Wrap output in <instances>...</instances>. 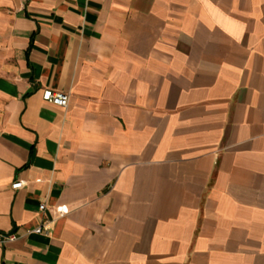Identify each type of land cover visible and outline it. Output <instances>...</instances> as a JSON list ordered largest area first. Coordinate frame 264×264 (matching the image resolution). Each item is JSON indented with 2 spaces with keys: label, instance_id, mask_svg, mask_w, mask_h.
Segmentation results:
<instances>
[{
  "label": "crops",
  "instance_id": "0c3cea01",
  "mask_svg": "<svg viewBox=\"0 0 264 264\" xmlns=\"http://www.w3.org/2000/svg\"><path fill=\"white\" fill-rule=\"evenodd\" d=\"M0 232V264H264V0H0Z\"/></svg>",
  "mask_w": 264,
  "mask_h": 264
},
{
  "label": "built area",
  "instance_id": "2783aa9c",
  "mask_svg": "<svg viewBox=\"0 0 264 264\" xmlns=\"http://www.w3.org/2000/svg\"><path fill=\"white\" fill-rule=\"evenodd\" d=\"M43 99L47 102H50L54 105L63 107V108H67L69 106L70 103V94L68 92H64V91H59V90H55L52 88H46L43 91ZM23 186H25V182L23 180H18L16 182H14L12 184V188L13 189H20ZM40 209L42 212H45L47 209V203H42L40 206ZM67 206L63 205L60 206L58 208V213L59 216H64L65 214H67ZM49 224H50V220L45 219L43 221V223L31 230H27V234L28 233H42V234H48L49 233ZM18 238V234L17 233H4V232H0V242L1 243H8V242H12L14 240H16Z\"/></svg>",
  "mask_w": 264,
  "mask_h": 264
}]
</instances>
